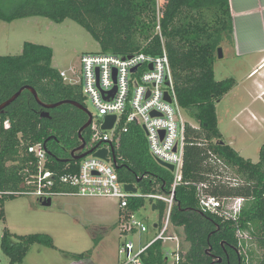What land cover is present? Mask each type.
Instances as JSON below:
<instances>
[{
  "label": "trees",
  "instance_id": "obj_1",
  "mask_svg": "<svg viewBox=\"0 0 264 264\" xmlns=\"http://www.w3.org/2000/svg\"><path fill=\"white\" fill-rule=\"evenodd\" d=\"M162 13L161 35L178 102L195 122L194 127L187 125L193 142L184 147L182 178L175 187L170 212L175 233L187 242L185 250L180 247L177 264H248L238 250L236 224L203 210L195 185L206 184L205 192L216 197L245 198L237 224L249 232L256 248L264 253V143L258 161L253 162L230 144L213 141L220 135L216 103L236 83L233 77L217 80L214 76L217 48L223 39L233 41L229 0H167ZM30 16L54 22L74 20L99 43L101 52H161L160 37L155 31V0H0V20L11 22ZM51 59L49 46L28 41L23 43L20 54L0 56V104L25 85L34 88L45 104L66 99L83 104L81 86L65 84ZM44 110L47 117H41ZM1 114L10 120L9 129L0 137L2 188L19 187L20 169L30 157L27 145L36 142L46 148L49 169L58 174L78 171L81 159L72 158L71 151L81 144L78 130L88 118L83 110L68 103L43 108L31 91L24 89ZM81 136L86 146L76 154L93 146L89 144V126ZM95 144L103 146L106 142ZM109 144L120 182L132 183L143 195L170 191L173 174L150 155L139 125H131L125 133L116 132ZM12 197H0V219L4 217V201ZM145 202V197L131 198L127 209L135 212ZM150 205L158 212L156 224L160 226L166 204L150 199ZM34 243L54 246L52 239L41 233L14 236L4 229L0 239L9 264L22 261ZM246 250L250 255L252 248L248 246ZM141 259L143 264H168L162 241L157 239L148 245Z\"/></svg>",
  "mask_w": 264,
  "mask_h": 264
},
{
  "label": "built area",
  "instance_id": "obj_2",
  "mask_svg": "<svg viewBox=\"0 0 264 264\" xmlns=\"http://www.w3.org/2000/svg\"><path fill=\"white\" fill-rule=\"evenodd\" d=\"M167 0H155V31L161 41L160 54L142 51L128 54L85 52L79 58V66L58 70L65 84L80 85L82 93L90 98L97 110L91 114L90 141L92 147L108 149L104 160L91 154L81 158L77 172L58 174L46 165L47 151L41 142L27 145L29 159L20 174L22 180L16 189L0 186V197L33 195L51 198L57 195L109 196L118 200L120 207L121 233L145 232L147 225L127 209L129 199L145 197L165 202L166 208L159 232L146 244L136 247L132 240H123L118 245V254L123 256L120 264H143L142 252L155 240L162 243L175 241L167 256L172 255L170 264H177L180 244L178 236L169 233L170 212L174 201L175 187L182 178L184 147L190 142L187 125L194 127L186 118L185 110L178 102L175 83L168 54L161 35L160 17ZM115 88V89H114ZM166 96L169 97L167 100ZM115 116L111 129H101L106 116ZM139 125L146 137L148 151L157 161L173 165V181L167 194H140L124 190V183L118 180L116 162L111 154V142L116 132H128L131 125ZM10 120L0 113V137L9 129ZM106 142L98 146L95 143ZM90 147V148H92ZM89 149V148H88ZM196 185V195L200 207L229 219L236 224L235 237L238 250L245 255L252 236L237 224L245 198L216 197L205 192L206 184ZM65 188V189H64ZM247 262V260H246Z\"/></svg>",
  "mask_w": 264,
  "mask_h": 264
},
{
  "label": "rangeland",
  "instance_id": "obj_3",
  "mask_svg": "<svg viewBox=\"0 0 264 264\" xmlns=\"http://www.w3.org/2000/svg\"><path fill=\"white\" fill-rule=\"evenodd\" d=\"M25 41L49 46L52 49L51 65L57 70L76 68L82 53L100 51L99 43L91 34L69 18L61 22L42 16L11 22L0 20V56L20 54ZM220 47L223 55L215 57V79L233 77L236 83L216 103L220 135L213 141L231 142L241 156L256 162L264 143V91L261 92L264 88V64L255 75L249 73L262 56L244 51L236 55L233 45L226 39ZM83 98L85 108L96 117L97 110L90 98L86 95ZM185 116L195 125L187 112ZM145 200V205L134 215L147 225V231L121 233L120 207L115 197L57 195L51 197L50 204L43 205L36 196L15 195L4 201L0 239L4 229L14 236L41 233L52 239L53 247L41 243L30 245L22 261L15 264H120L124 259L117 250L121 241L132 240L139 247L159 232L155 227L159 222L158 212L152 209L150 199ZM169 233H177L172 224ZM176 236L180 247L185 250L187 242L178 233ZM162 244L165 251H170L175 241L168 240ZM249 244L252 252L248 255L246 250L248 259H244L245 263L247 260L248 264H263V250L256 248L254 240ZM172 260V255H169L168 264ZM9 262V257L0 247V264Z\"/></svg>",
  "mask_w": 264,
  "mask_h": 264
},
{
  "label": "crops",
  "instance_id": "obj_4",
  "mask_svg": "<svg viewBox=\"0 0 264 264\" xmlns=\"http://www.w3.org/2000/svg\"><path fill=\"white\" fill-rule=\"evenodd\" d=\"M229 4L233 40L230 44L233 45L235 54L244 51L262 56L249 73L255 75L264 64V0H229ZM263 91L264 88L261 89ZM228 144L231 145V142Z\"/></svg>",
  "mask_w": 264,
  "mask_h": 264
},
{
  "label": "water",
  "instance_id": "obj_5",
  "mask_svg": "<svg viewBox=\"0 0 264 264\" xmlns=\"http://www.w3.org/2000/svg\"><path fill=\"white\" fill-rule=\"evenodd\" d=\"M217 54H218V57H222L223 53H222V48L221 47L217 48ZM24 89L30 90L31 93L33 94L35 100L43 108H46V109L47 108H54V107H57L58 105H61V104H64V103H68V104L74 105V106L80 108L81 110H83L86 113V115L88 116V118H87V121L78 130V135H79L81 144L71 151L72 158L81 159V158L91 154V155H93L95 157H99V158H102L104 160H108V158H107L108 149L106 147H102V148H98V149H96V147H92V148H89L87 150H84L83 152H81L79 154H76V152L83 150L85 148V146H86L85 140L81 136V133H82V131L85 128H87L90 125L91 117H92L91 113L85 108V106L83 104L79 103V102L66 99V100L57 101L55 103L45 104V103H42L39 100V98L37 96V93H36L34 88H32L29 85H25V86H22L21 88H19V90L17 92H15L11 97H9L7 100H5L4 102H2L0 104V113L3 111V109L7 105H9L12 101H14ZM166 98H167V100H169L168 96H166ZM47 116H48V112L47 111L44 110L43 112H41V117H47ZM114 120H115V116H113V115L112 116H106L104 118V122L101 124V129H103V130L111 129L112 126H113ZM111 154H112L113 162H116V157H115L114 150H113L112 147H111ZM157 162L160 165H162L163 167H165V168H167L169 170H173V165L165 163V162H162L160 160H157ZM124 190L128 191V192H132V193H136L137 192L136 187L132 183L124 184ZM40 201H41V203L43 205H48L51 202V198H40ZM153 208H154V205H152V209Z\"/></svg>",
  "mask_w": 264,
  "mask_h": 264
}]
</instances>
